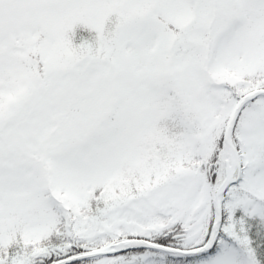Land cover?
Wrapping results in <instances>:
<instances>
[{
    "label": "snow or ice",
    "instance_id": "obj_1",
    "mask_svg": "<svg viewBox=\"0 0 264 264\" xmlns=\"http://www.w3.org/2000/svg\"><path fill=\"white\" fill-rule=\"evenodd\" d=\"M0 264H264V0H0Z\"/></svg>",
    "mask_w": 264,
    "mask_h": 264
},
{
    "label": "trees",
    "instance_id": "obj_2",
    "mask_svg": "<svg viewBox=\"0 0 264 264\" xmlns=\"http://www.w3.org/2000/svg\"><path fill=\"white\" fill-rule=\"evenodd\" d=\"M90 35H94V34H89L86 30H84L82 28H77L73 42L78 44L81 42L82 38L87 39L90 37Z\"/></svg>",
    "mask_w": 264,
    "mask_h": 264
}]
</instances>
